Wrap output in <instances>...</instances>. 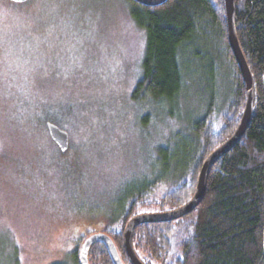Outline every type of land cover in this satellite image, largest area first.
I'll return each instance as SVG.
<instances>
[{"label": "rangeland", "instance_id": "obj_1", "mask_svg": "<svg viewBox=\"0 0 264 264\" xmlns=\"http://www.w3.org/2000/svg\"><path fill=\"white\" fill-rule=\"evenodd\" d=\"M132 9L120 0H0V264L61 260L82 230L99 229L166 170L161 159L179 166L213 83L197 44L181 52L175 101L140 95L146 34ZM47 119L68 131L67 156Z\"/></svg>", "mask_w": 264, "mask_h": 264}, {"label": "trees", "instance_id": "obj_2", "mask_svg": "<svg viewBox=\"0 0 264 264\" xmlns=\"http://www.w3.org/2000/svg\"><path fill=\"white\" fill-rule=\"evenodd\" d=\"M8 1L25 5L33 0ZM120 1L133 5L132 17L146 34L139 94L175 101L183 91L181 52L199 44L202 49L196 55L213 83L210 98L206 113L191 121L179 166L173 167L169 156L161 159L167 167L164 172L132 191L117 210L108 211L97 221L99 229L82 230L74 251L51 264H80L78 246L96 231L108 233L125 264H130L124 246L127 222L142 212L175 209L188 202L202 164L233 134L246 106L242 73L229 44L224 0H168L153 7ZM235 2L237 35L255 89L250 124L240 142L212 167L205 195L191 213L134 229V248L145 264H264V0ZM89 260L114 264L101 241L91 246Z\"/></svg>", "mask_w": 264, "mask_h": 264}, {"label": "water", "instance_id": "obj_3", "mask_svg": "<svg viewBox=\"0 0 264 264\" xmlns=\"http://www.w3.org/2000/svg\"><path fill=\"white\" fill-rule=\"evenodd\" d=\"M14 3H25L29 0H10ZM145 6H160L168 0H134ZM225 1V17L227 24V32L229 38V44L235 56V59L240 67L243 81L246 90V106L243 116L239 125L234 130L233 134L217 147L213 152L209 154L204 163L202 164L196 189L193 197L185 204L170 210L163 211H146L133 216L126 224L124 230V246L129 258L130 264H145L137 255L133 244L134 229L140 224L155 223V222H167L176 220L185 215L191 213L202 201L207 186V180L209 173L214 164L220 160L224 155L231 151L243 138L248 126L250 124L253 109L255 104V89L254 81L249 65L246 61L245 55L242 51L237 30H236V2L235 0ZM46 128L49 136L57 145L59 151L65 154L70 148V136L68 131L62 129L53 121L46 122ZM103 242L109 250L111 258L114 264H125L120 256L119 250L113 240V238L104 231H96L89 234L81 244L79 248V262L80 264H91L89 260V251L91 246L98 242Z\"/></svg>", "mask_w": 264, "mask_h": 264}]
</instances>
